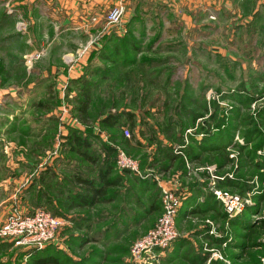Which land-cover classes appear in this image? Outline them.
<instances>
[{
    "label": "rangeland",
    "instance_id": "obj_1",
    "mask_svg": "<svg viewBox=\"0 0 264 264\" xmlns=\"http://www.w3.org/2000/svg\"><path fill=\"white\" fill-rule=\"evenodd\" d=\"M152 6L151 0L136 4V24L130 31L139 41L141 52L135 63L114 65L112 71L105 72L104 79H94L86 120L90 132L88 151L96 156L101 140L122 149L135 161V170L122 171L121 185L127 191L119 189L120 195L112 206L98 204L90 209L70 210L66 204L75 190L70 175L93 177L97 166L81 162L63 146L68 128L80 130L83 125L73 112L76 85L69 83L71 79H59L50 69L67 71L78 64L83 66L90 51L102 45L104 34L112 30L119 35L125 32V17L117 25H107L100 19L87 27L85 37L75 34L65 38V43H58L51 41L48 32H37L36 24L21 15L16 19L4 17V13L10 15L14 10L10 0H0V206L9 204L0 209V223L12 210L30 213L40 208L61 221L53 238L41 248L50 247L76 264H135L128 259L130 246L153 226L159 214L157 191H145L150 188L145 182L176 176L186 184H207L204 188L210 189L217 178L227 176L240 183L237 188H223L241 198L243 208L239 213L227 215L226 219L215 211L202 218L197 214L182 228L176 226L174 218L177 235L195 231L198 226L206 234H217L219 243L199 237L182 239L170 252L166 251L170 245L166 247L164 257L160 256L163 251H155L152 258L136 264H184L187 256L194 255L202 257L199 264H255L257 260L264 264V228L256 229L255 235L262 247L241 249L240 242L247 243L243 235L246 231L229 223L231 218L258 220L264 216V0L243 2L245 15L197 13L192 20L198 28L190 30L178 16L163 7L154 12ZM138 7L144 12L138 13ZM140 32L144 33L142 37ZM95 36L93 48L81 52ZM96 61L100 68L111 69ZM241 94L244 98H240ZM120 109L132 113V133H142L139 136L145 139V147L135 145L133 139L128 142L132 148L112 141L121 134L127 140L131 138L124 121L111 131L99 128V117ZM215 123L230 135L224 151H195L200 158L190 162L184 150L193 146L190 136L200 139L204 133L196 132L197 128L204 126L212 132L216 130L212 128ZM123 129H127V136ZM187 129L189 133H185ZM148 138L153 141L148 143ZM176 138L180 139L178 144ZM170 142L180 164L175 162L168 171L167 162L165 166L159 163L164 152L157 149L168 147ZM148 146L155 151L145 149ZM223 153L229 161L222 160ZM206 167H214L217 178H211ZM114 170L119 171L115 162ZM120 201L131 202L135 212L138 206L140 215L122 212ZM248 208L254 211L249 213ZM114 212L126 216L108 238L104 228L109 221L104 222L105 215L111 214L113 219ZM39 249L25 248L0 237V264H24L28 254ZM215 251L223 260L213 259Z\"/></svg>",
    "mask_w": 264,
    "mask_h": 264
},
{
    "label": "trees",
    "instance_id": "obj_2",
    "mask_svg": "<svg viewBox=\"0 0 264 264\" xmlns=\"http://www.w3.org/2000/svg\"><path fill=\"white\" fill-rule=\"evenodd\" d=\"M136 17L137 16H134L124 24L126 30L122 35H119L115 30L110 31L108 34H104L102 37V45H100L98 49L90 51V54L88 55L89 59H87V62L82 66L80 75L74 79L69 80V83H74L76 85L77 97L74 98L75 106L73 112L75 113L76 119L83 125V128L80 130L75 128H68L67 134L64 136L63 146H65L67 152L76 154L81 162L97 166L95 170V176L93 177H85L78 173H72L70 175L72 185L73 183L78 184V188L74 190L68 197L67 207L69 208H74L75 206H92L98 201H103L106 198L105 195H107V198L113 197L115 195L113 190H107L110 186L115 187L116 183H118L117 180L120 179V177L117 175V172L114 170L113 158L115 154V147L110 146L108 142H104L98 139L99 147L96 151L98 152L97 155L95 156L90 151H88V149L90 148L88 134L90 132L86 120L89 116L88 113L90 104V91L96 85L94 79H104L106 77L105 72H107V70L112 71L115 67L114 65L121 64L123 66H127L129 64L135 63V57L141 52L139 49V41H136L132 36L129 26L130 21L136 24ZM143 35L144 33L140 32V36L142 37ZM94 59L104 64H108L111 69L109 70L108 67L100 68V64H97L96 60L92 64L88 65V62H91ZM240 98H244V96L241 94ZM251 99V97L247 98V100ZM38 105L40 106L41 104L38 103ZM122 121H124L129 127L128 129L131 133V138L127 140V138H125L121 134L119 139L112 137V141L119 142L120 144H123L124 147L132 148L128 145V142L133 139L132 141L134 142V144L139 146V143L134 141V135L132 133V130L134 128V119L132 113L129 110L120 109L114 113H107L99 117L98 126L101 129L111 131L112 129L121 126V123H124ZM214 125L215 126H213L212 128H215L216 130L212 131L213 133L210 129L205 128L204 126L197 128L196 132L202 131V133H204L198 140H195L193 136H190L189 139L190 142L193 143V146H186L184 148L189 159L198 160L200 158L198 157L200 154L196 155L195 151H220L221 149V152L224 151V147L229 143L228 140H230V135L229 133L228 135H225L224 131L221 130L219 124L215 123ZM252 132L256 134L255 131L252 130ZM258 136L260 137V135ZM93 137L96 138L95 136ZM179 138H181V136ZM179 138L175 139V144H178L180 142ZM147 140L148 143H151L153 141L152 138H148ZM170 145L168 147L166 146L164 149L158 147L157 150H163L164 157H167L172 154L173 143L170 142ZM205 145L211 146L206 148L204 147ZM221 158L222 160L225 159L224 161L228 159L227 155H224V153L222 154ZM216 185L220 188H237L240 186V183L235 179L225 176L222 179H218ZM109 193H111V195ZM211 198L214 201L218 202L213 194H211ZM248 209H250L249 213L254 211L252 208ZM152 210L153 208L149 209V211ZM212 210L217 211V214H219L221 218H228L227 214L224 211L220 212L214 207L212 208ZM229 223L232 226H239L244 229V231H246L243 235L246 238L247 243L240 242L241 249L244 247H260L261 244L260 242L256 241L255 235L257 234L256 229L259 230L260 228H264V216H262L258 220H250L244 218L243 216L242 218L236 217L229 219ZM216 242L219 243V240L217 239ZM193 259H195V264H199L202 257H191L190 261H192ZM218 263L220 262H215V264ZM24 264L76 263H71V261L67 257L63 256L59 252L53 251V249L50 247H46L39 250H34L33 252L29 253ZM255 264H260L259 260H257Z\"/></svg>",
    "mask_w": 264,
    "mask_h": 264
},
{
    "label": "crops",
    "instance_id": "obj_3",
    "mask_svg": "<svg viewBox=\"0 0 264 264\" xmlns=\"http://www.w3.org/2000/svg\"><path fill=\"white\" fill-rule=\"evenodd\" d=\"M151 1L153 5L152 7L155 8L154 12H158V9L163 7L164 10H168L170 14L178 16L179 19H181L183 23L187 24V26L186 27L184 26V27L187 30H190L191 28H198V26H196V24H194L192 20L195 14L197 13L202 14V15L204 14V16H206L208 12H213V11L216 13L221 12L223 15L227 14V16L228 14L232 15V14H237V13L245 15L244 14L245 10H243L242 4L243 2L248 1V0H151ZM253 1H255L256 3H259L260 0L259 1L253 0ZM138 2L141 3L142 0H124L125 12L123 14V18L125 17V19H122L124 24L127 23L129 19L133 18L134 16H137L135 14L136 13L135 7ZM112 3H113V0H10V5H12L13 10H14L13 14L7 15L4 13L3 16L4 17L10 16L13 18L15 17L16 19L18 15H21L25 17L26 20L28 19L31 21V23L36 24L35 29L37 32L39 30L42 32L45 31V33L48 32L49 36H51L49 37L51 41H56L58 43H65V38H68L71 35L75 36V34L76 35L79 34L85 37V34L88 33L87 27H89L90 25H94L97 21L102 19L103 13L112 5ZM19 10L21 11L19 12ZM137 12L141 14L144 12V9L141 7L140 8L138 7ZM91 17L95 18L94 20V22L96 21L95 23L93 21H90ZM187 21L188 22L191 21V23L189 24ZM134 24H135L134 22L130 21L129 26L135 27ZM56 29H58L57 33L54 32L56 31ZM39 35L40 34H38V36ZM92 48L93 47H91V49ZM82 60L84 59H81L80 63L83 64V62L85 61H82ZM81 66L80 64L72 66L68 68L67 71L65 70L62 71L63 69L61 68L54 69L52 67L50 70L52 72L54 71L57 74L59 79H63V78L72 79L80 75ZM44 73L45 72H43L42 74L44 75ZM133 135H134V141L138 142L140 147H145L144 145L145 139L140 137L139 134L138 135L133 134ZM195 140H198V139L195 138ZM145 149H148L149 151H155L154 148L149 147V146ZM179 159L180 158L178 156H175L173 154L167 157H164V155H162V157L160 158V160L162 161L159 160L160 161L159 163H164L162 166H165V163L167 162L168 164L165 168H169L168 171H171V168L173 169L171 165L175 164V162H177V164H180ZM189 161L194 162L193 159H190ZM117 175L120 177V179L117 180L118 183H116L115 187L110 186L107 189V190H113L115 194L113 197L107 198V195H105L106 198L103 201H98L92 206H85V207L75 206L74 208H69L67 207V204L65 203L66 207L72 210V209H90L98 204H105L109 206L114 205L116 201V197L120 195L119 189H122L123 193L127 191L124 184L121 185L124 181L123 180L124 174L122 173V171H118ZM173 177H171L170 180H166V178L165 179L160 178L159 181L154 180L155 183L151 181L150 183L145 182V181H141V182H145V186L147 185L146 183H148L147 187H150V188H147L145 191H147L148 189H151V191L153 192L157 191V203H158L159 211H160L159 191H158L159 185L166 187V188H170L180 194V197H181L180 206L175 216L177 227L182 228L181 226L182 224H186V223L188 224L190 223V220L194 221L197 218L194 215L199 214V218L206 217L208 213L214 212L212 210L213 207L215 209H218V211L220 212L224 211L221 203L216 198L215 199L218 202L214 201L211 198L212 193L210 189L204 188V186H207V184H203V185L199 183L186 184L184 182H181L179 179H177L176 176H173ZM73 186L75 190L78 188V184L73 183ZM109 194L111 195V193ZM120 202H118L119 203L118 205H121L122 212L123 210H125L126 212L129 211L131 214L140 215L139 209H137L138 206H136L137 208L135 212L134 210L135 207L131 206V202H128V201L126 203L124 202L120 203ZM7 205L3 204L2 206H0V209L1 210L3 208L6 209ZM143 212H146V211L143 210ZM215 212L218 213L217 211ZM124 216H126V214H119L118 212L117 213L114 212L113 219H112L111 214L105 215L106 219L104 222L107 223L109 221L107 224H105L106 226L104 228L105 234L107 235L108 238L113 234L114 226L115 228H116V225L118 227H121L123 223L122 221H124L122 217ZM111 225L113 228H111ZM199 229L200 227L197 226L195 228V231H187V232L182 231L180 232V234L178 233L177 237L170 244V246L166 249V251L170 252L171 249H173V247L176 248L178 245V241L182 239H190L192 241V238L199 237V239L203 241L206 240V241H211L212 243H217L216 242L218 239L217 234L213 236L210 234H206V232L204 233V231L199 230ZM21 249H24V248H21ZM164 255H165V251H163L160 254L161 258L162 256L164 257ZM196 256L198 257V255H194L192 257L194 258ZM186 260L187 261H184V264H188L189 262H190L189 264H195L194 263L195 259L190 261L191 256L189 257L187 256Z\"/></svg>",
    "mask_w": 264,
    "mask_h": 264
},
{
    "label": "built area",
    "instance_id": "obj_4",
    "mask_svg": "<svg viewBox=\"0 0 264 264\" xmlns=\"http://www.w3.org/2000/svg\"><path fill=\"white\" fill-rule=\"evenodd\" d=\"M123 12L124 0H113L112 5L103 13L102 20L107 25H117L121 22ZM94 20V17L90 18V21L94 22ZM96 40V36L89 39L85 46L82 47L81 52H84L91 45H95ZM189 132L190 129L185 131V133ZM122 133L127 136V129H123ZM114 159L116 170H135V161L117 146H115ZM205 170L211 173V178H217L213 173L214 167H206ZM218 179L222 178H217L216 180ZM156 180L159 181L160 178ZM210 190L213 196L221 203L224 212L228 216L237 214L242 210L243 202L238 195L217 187L215 183ZM180 200L181 197L178 192L159 185V214L153 226L131 244L129 260L135 264L145 262V260L152 258L153 252L164 250L175 240L177 233L174 218L180 206ZM60 224L61 221L58 217L51 216L47 211L40 208H35L30 213L12 210L0 223V237L13 240L16 245L34 246L39 249L46 241L53 238L54 230ZM217 253V251L213 252L212 257H215L213 259L223 260L222 256Z\"/></svg>",
    "mask_w": 264,
    "mask_h": 264
}]
</instances>
